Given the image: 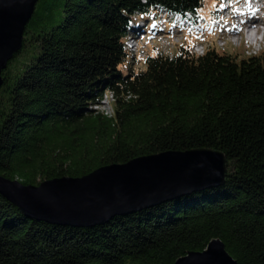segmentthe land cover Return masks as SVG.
Returning <instances> with one entry per match:
<instances>
[{"label": "trees", "instance_id": "16d2710c", "mask_svg": "<svg viewBox=\"0 0 264 264\" xmlns=\"http://www.w3.org/2000/svg\"><path fill=\"white\" fill-rule=\"evenodd\" d=\"M203 2L42 3L47 27H26L23 48L3 71L0 175L38 185L212 148L227 156L225 183L94 226L32 218L0 193V264H174L214 238L237 264H264V51L238 60L214 45L199 55L187 32L202 39L190 28L172 56L154 46L144 69L125 49L139 20L147 25L160 9L200 18ZM107 91L116 98L113 116L91 107Z\"/></svg>", "mask_w": 264, "mask_h": 264}, {"label": "water", "instance_id": "95a60500", "mask_svg": "<svg viewBox=\"0 0 264 264\" xmlns=\"http://www.w3.org/2000/svg\"><path fill=\"white\" fill-rule=\"evenodd\" d=\"M39 0H0V89L3 71L23 48L27 24ZM226 154L197 148L166 151L111 164L81 177L25 185L0 175V193L32 218L72 226H94L142 208L225 183ZM174 264H237L220 238L190 251Z\"/></svg>", "mask_w": 264, "mask_h": 264}, {"label": "built area", "instance_id": "2783aa9c", "mask_svg": "<svg viewBox=\"0 0 264 264\" xmlns=\"http://www.w3.org/2000/svg\"><path fill=\"white\" fill-rule=\"evenodd\" d=\"M141 25L140 29L131 31L125 41V49L131 55L141 54L142 58H146L150 50L155 46L157 51L172 56L173 54L169 53V51H171L172 46L182 44L185 38V29L187 28L194 29L196 36L202 39V41L200 40L199 43L192 47L193 52L202 55L207 47L211 46L206 36L200 33L204 30L200 18H196V15L191 13L179 15L168 12L165 9L158 10L153 15V33H155L156 39L151 38L145 30V22H142ZM168 25L172 26L170 30H167ZM214 27L215 44L220 43L224 46L228 41V35L234 40L238 36L237 33L242 32L240 36L246 33L245 43L240 38L239 44L247 45L248 50L257 53L264 48V0H224L222 9L216 14ZM257 30H259L260 34L255 39L253 34ZM164 39H167V44L163 43ZM144 40L146 46H149L147 51H144V45H141ZM200 49L201 52L198 51ZM108 93L110 97H108ZM104 97H106L107 101H105ZM104 97L100 103L91 107L108 116H113L115 110L112 105H114L116 100L115 95L113 92L108 91Z\"/></svg>", "mask_w": 264, "mask_h": 264}, {"label": "rangeland", "instance_id": "374dc122", "mask_svg": "<svg viewBox=\"0 0 264 264\" xmlns=\"http://www.w3.org/2000/svg\"><path fill=\"white\" fill-rule=\"evenodd\" d=\"M58 1H60V0H58ZM47 2L48 3H54L55 0H47L45 2H44V0H39L38 1L37 5H36L35 12H34L32 18H31V20L28 23L27 29L34 28V27H39V26H44L45 28L47 27V21L45 19L42 20V16H43L42 15V12H43L42 3H47ZM222 7H223L222 0H204L203 4L198 9V14L200 16V20L202 21L201 24H202L203 28H205V30H206V36H207L206 39L209 40L208 41L209 43H211V46L207 47V49L214 47V44H215L214 35H213L214 32H211V28L213 27L217 10H221ZM53 9H54L53 14L55 16H57L59 14V12H60V9L58 8V5H54ZM145 19L148 21L145 29L148 31V33L150 34V37H151V35L153 34V31H152V28H153V17L149 16V17H145ZM53 23H54V21L53 22H51V21L49 22L50 25L53 24ZM171 27L172 26L169 25V30L171 29ZM241 33L242 32L237 33L238 36L234 40L231 38L230 35H228L227 43L224 46H222L220 43L219 44L216 43V47L219 50H221V51L225 50V51H227V52H229L231 54H234L237 57L238 60H241L245 56H250L252 53L257 55V54H260L262 51H264V48H263L262 50H260L257 53H255L252 50H248L247 49V45L239 44V42H240L239 39L242 38L243 35H244V34H242L240 36ZM197 41L198 40H197V38L194 35H192L189 32H187V42H189L190 44H194ZM244 41H245L244 38H242V42H244ZM234 42H237V43H234ZM163 43L167 44V39H164ZM142 44L144 45L143 46V48H144L143 50L147 51V49H149V46H146L145 40L143 42H141V45ZM152 50H150V53H153ZM198 51L201 52V49L198 50ZM169 53H172V54L177 53V46H172L171 51H169ZM199 55H201V54H199ZM132 59H133V57L131 55H128L127 56V60L120 65V68L124 72L126 71L128 66L130 65V61ZM137 59L138 60L136 61V64H135L137 69H139V70L140 69H144L145 66H146V63H145L144 60H142L143 58H142L141 54L137 57ZM108 97H110L109 93H108ZM104 99H105V101H107L106 97H104ZM112 106L114 107V105H112Z\"/></svg>", "mask_w": 264, "mask_h": 264}, {"label": "bare ground", "instance_id": "6f19581e", "mask_svg": "<svg viewBox=\"0 0 264 264\" xmlns=\"http://www.w3.org/2000/svg\"><path fill=\"white\" fill-rule=\"evenodd\" d=\"M243 34H244V35H243L242 38H244V40H245L246 33H243ZM259 34H260L259 30H257V31L253 34V37H254L255 39H257V37H258Z\"/></svg>", "mask_w": 264, "mask_h": 264}]
</instances>
